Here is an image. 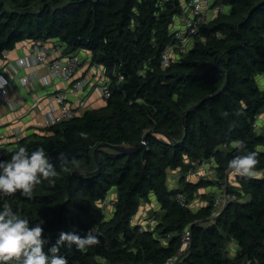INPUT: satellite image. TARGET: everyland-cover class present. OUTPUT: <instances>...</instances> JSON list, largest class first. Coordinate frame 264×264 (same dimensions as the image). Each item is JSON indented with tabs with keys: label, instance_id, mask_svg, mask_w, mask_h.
<instances>
[{
	"label": "trees",
	"instance_id": "16d2710c",
	"mask_svg": "<svg viewBox=\"0 0 264 264\" xmlns=\"http://www.w3.org/2000/svg\"><path fill=\"white\" fill-rule=\"evenodd\" d=\"M183 1L0 0V61L26 42H55L65 55L90 53L110 82L103 106L32 134L1 159L19 146L43 147L60 172L31 197L9 198L20 215L43 224L47 247L62 231L84 236L97 226L99 242L87 251L60 250L68 264H165L179 253L187 229L191 243L177 264H264V126L254 127L264 115L257 82L264 75V0H215L212 6L229 11L203 25L194 47L163 68ZM246 151L258 153V174L237 176L238 187L230 190L245 201L228 205L212 224L214 200L198 212L177 202L184 193L190 204L201 188L212 187L211 180L185 183L202 162L215 163L222 183L229 160ZM170 170L182 173L173 190ZM113 190L114 216L107 221L101 202ZM151 196L159 223L141 230L131 221Z\"/></svg>",
	"mask_w": 264,
	"mask_h": 264
},
{
	"label": "built area",
	"instance_id": "2783aa9c",
	"mask_svg": "<svg viewBox=\"0 0 264 264\" xmlns=\"http://www.w3.org/2000/svg\"><path fill=\"white\" fill-rule=\"evenodd\" d=\"M213 3V0H184L182 2V13L174 18V23L171 26V35L174 38V42L167 47L162 54L163 68L177 59L175 58L177 53H186L194 47L196 40L199 38L201 27L210 21L208 11ZM223 8L224 7H216L218 11L223 10ZM63 49L64 48H61L59 45H56L55 42L29 41L21 45V51L24 55L16 60L9 59L8 52L4 53L0 61L2 64V71L0 73V115L3 113L4 109L11 113L17 112L21 107L20 105L24 102L23 98L18 100L10 99V93L13 88L12 84L14 82L18 83L19 87L28 90L32 89L39 82L43 86H55L54 90L46 96V105L40 110H44L45 112L41 115L43 120L41 128L37 133L63 121L71 120L80 114L71 101L82 97L90 81L86 78H81L73 82V79L83 63L87 62L91 64L92 60L91 57L86 54L88 52L78 51L70 55H65ZM55 54L57 55L54 56ZM38 67H42L45 70L43 76L35 71ZM120 80L122 81L123 77H121ZM56 82H72L70 92L58 88L55 84ZM96 89H98L103 100L106 101L111 97L109 80L101 85L98 84ZM38 105L39 103L36 102L35 106L37 108L39 107ZM12 123L13 126H11L10 130L0 131V160L5 157L8 152L16 148L22 140L33 134L29 133L26 135L28 132L25 131V124H19L17 120ZM261 126H264L263 115H261L254 124L256 129H259ZM208 164L209 162H202L195 172V175L198 177L203 176L207 180L213 179V176L216 175V170ZM232 185L238 187L236 179L232 181ZM239 201H241V199L236 192L225 190L220 197L214 200V208L209 218V223H214L228 205ZM115 202L116 197L111 196V194L105 201L101 202V207L104 209L106 215L109 214L111 210L114 212ZM177 202L183 207H190L187 201V195L184 193L178 195ZM131 222L133 225L135 224L134 219H132ZM141 230L145 229L142 228ZM190 243L191 232L190 229H187L183 233L182 247L179 253L177 256L169 259L165 264H177L179 259L188 253ZM101 262L104 263L105 261L101 259Z\"/></svg>",
	"mask_w": 264,
	"mask_h": 264
},
{
	"label": "clouds",
	"instance_id": "9594fccd",
	"mask_svg": "<svg viewBox=\"0 0 264 264\" xmlns=\"http://www.w3.org/2000/svg\"><path fill=\"white\" fill-rule=\"evenodd\" d=\"M80 136L86 137L87 133L81 131ZM236 147L243 151V142L237 141ZM257 157V152L246 151L229 160L227 168L241 177L254 178L258 174ZM59 160L63 170L68 171V158L61 153ZM71 163L75 164V159ZM59 175L43 147L29 151L19 146L10 159L0 160V264H68L60 254L62 248L75 246L83 252L99 242L97 226H93L84 236L62 231L55 243L47 247L49 242L42 236L43 224H32L13 209L9 198L14 194L31 197L37 185L44 181L55 183Z\"/></svg>",
	"mask_w": 264,
	"mask_h": 264
},
{
	"label": "crops",
	"instance_id": "0c3cea01",
	"mask_svg": "<svg viewBox=\"0 0 264 264\" xmlns=\"http://www.w3.org/2000/svg\"><path fill=\"white\" fill-rule=\"evenodd\" d=\"M91 57L90 53H86ZM24 53L21 51V45H18L17 48L14 51L8 52V58L11 60H16L23 56ZM55 54L54 56H56ZM90 60V59H89ZM1 64V62H0ZM2 64L0 65V73L2 71ZM35 71L43 76L45 74V70L42 67H38L35 69ZM28 72V71H25ZM86 78L88 81H90L89 86L85 89L83 95L79 99H73L71 102L75 108L78 109L80 114L84 113L83 108L87 107L91 104V108L96 109L98 107H101L102 105L98 106L97 104V98H101L98 89H96V86L98 84L106 83L108 82L106 70L101 65H95V64H89L87 62L83 63V65L79 68L78 72L75 75V78L73 79V82L81 79ZM257 82L259 86L264 89V75L257 77ZM58 88L65 89L66 91L70 92L72 88V82H56L55 83ZM12 92L10 93V99L18 100L20 98H23V104H21L20 108L17 112L11 113L8 112L6 109H4L3 113L0 115V131L3 130H10L11 126H13V123L15 120L18 121L19 124H25V128L28 133H37L38 130L41 128L42 123V114L45 112L44 110L40 111L43 106L46 105V96L54 90L55 86H43L40 82L37 83L32 89H25L19 87L18 83L14 82L12 84ZM51 87V88H50ZM99 100V99H98ZM101 101L103 104H105V100L101 98ZM39 103V107L37 108L35 106V103ZM29 128V129H28ZM10 134V133H9ZM182 176V175H181ZM181 177H179L180 179ZM178 179V180H179ZM170 179L168 180V187L170 190L176 189L172 185L169 184ZM178 188V187H177ZM211 189H215V187H212ZM209 190V189H207ZM156 206V201H154ZM144 208L145 215L149 216L151 214V209L149 208V205H145ZM158 206V203H157ZM156 206V208H157ZM149 208V210H148ZM111 214V211L109 212Z\"/></svg>",
	"mask_w": 264,
	"mask_h": 264
},
{
	"label": "rangeland",
	"instance_id": "374dc122",
	"mask_svg": "<svg viewBox=\"0 0 264 264\" xmlns=\"http://www.w3.org/2000/svg\"><path fill=\"white\" fill-rule=\"evenodd\" d=\"M215 1V0H213ZM229 11V7H224L223 10H220L218 11L216 9L215 6H211L209 8V18L210 20H213L215 19L220 13H227ZM179 57V54L177 53L175 58H178ZM101 97V96H100ZM101 98H97V104L98 106L100 105H104L101 101ZM90 105H88L87 107L83 108L84 112L86 110H92L93 108L90 107ZM263 118H264V115H263ZM210 167L214 168L215 169V163L214 162H209L208 164ZM208 166V167H209ZM199 166L196 167V169H194L193 171H191L190 173H188L186 175V180H185V183L186 182H190V183H195V184H200V183H204L205 181H202V180H207L205 177L201 176V177H198L195 175V172L198 170ZM212 170V169H211ZM169 176H168V180L170 179L171 181H169V184L172 185L174 188H177L179 187L181 184V178L179 179V177H181V171L179 170H170L169 172ZM237 176L239 175H236V174H233L231 171H229V178L226 182H222V183H219L220 180L216 175L213 176V179H208L207 181L211 180L213 182V185L212 187H215V189H211L212 187H209V188H201L198 193L196 194V197H195V201H193L192 203H190V207L189 209L192 210V212H198L200 209H202L203 207H205L206 205L209 204L210 201H213L215 199H217L218 197H220V195L226 190V191H230L232 190V181L234 179H237ZM215 177V178H214ZM179 179V180H178ZM170 187V186H169ZM209 189V190H207ZM111 196L113 197H116L117 194L115 192V190H113L111 193ZM246 198H242V200L245 201ZM156 199L154 196H151L149 200L147 201H143V203L141 204V206L139 207L138 211H137V215L136 217L134 218L135 220V224L134 225H138L139 227H142L143 229L145 228H152L153 225H156L157 223H159V221L157 220V218L154 215V213L156 212L157 213V210L158 208H156L155 206V202ZM145 205H149V208L152 210L151 211V214H149V216L145 215V211L144 208L146 207ZM148 208V210H149ZM114 216V212L113 210H111V214H107L106 215V220L107 221H110L111 218H113ZM152 217V219L150 218ZM152 220V221H151ZM210 224V223H209ZM238 251V247L236 244H232L230 247H229V255L231 258L235 257L236 255V252Z\"/></svg>",
	"mask_w": 264,
	"mask_h": 264
},
{
	"label": "water",
	"instance_id": "95a60500",
	"mask_svg": "<svg viewBox=\"0 0 264 264\" xmlns=\"http://www.w3.org/2000/svg\"><path fill=\"white\" fill-rule=\"evenodd\" d=\"M105 148H109V149H113L117 152H120V153H128V152H131L132 149H129V148H126V147H116V146H111V145H105L103 146ZM140 148H144V144H142L140 146Z\"/></svg>",
	"mask_w": 264,
	"mask_h": 264
}]
</instances>
